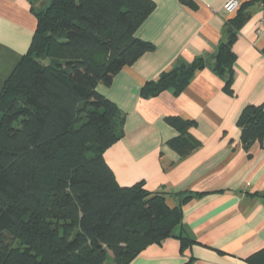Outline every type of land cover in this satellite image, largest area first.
I'll return each instance as SVG.
<instances>
[{"label": "trees", "instance_id": "trees-1", "mask_svg": "<svg viewBox=\"0 0 264 264\" xmlns=\"http://www.w3.org/2000/svg\"><path fill=\"white\" fill-rule=\"evenodd\" d=\"M151 0H44L28 53L0 95V264H129L151 245L194 240L182 206L144 182L122 187L105 151L123 137L121 111L98 92L125 66L154 50L135 36L154 9ZM240 10V9H239ZM234 23V24H233ZM228 23L214 72L232 93V43L240 20ZM208 65L196 58L147 82L143 98L183 92ZM179 132L169 144L182 156L200 146L192 121L169 117ZM238 125L247 147L264 140V106L251 105ZM264 264V248L248 258Z\"/></svg>", "mask_w": 264, "mask_h": 264}, {"label": "crops", "instance_id": "crops-1", "mask_svg": "<svg viewBox=\"0 0 264 264\" xmlns=\"http://www.w3.org/2000/svg\"><path fill=\"white\" fill-rule=\"evenodd\" d=\"M155 6L135 36L154 45L118 72L98 92L121 111L123 137L104 154L122 187L144 182L181 205L183 228L195 242L182 251L178 239L151 245L129 264H251L264 248V140L245 146L238 121L246 107L264 106V33H259L260 0H151ZM44 0H0V95L5 81L32 44L34 10ZM240 20L232 43V93L214 72L228 23ZM234 24V23H233ZM196 58L208 65L186 89L143 98L142 87L164 72ZM192 121L200 146L188 155L169 144L179 135L167 118Z\"/></svg>", "mask_w": 264, "mask_h": 264}, {"label": "built area", "instance_id": "built-area-1", "mask_svg": "<svg viewBox=\"0 0 264 264\" xmlns=\"http://www.w3.org/2000/svg\"><path fill=\"white\" fill-rule=\"evenodd\" d=\"M260 8L262 11V17L260 20V27L258 32L259 33H264V0H260ZM225 10L227 13H229L230 15L235 14L239 11V9L241 8V3L238 0H229L226 4H225Z\"/></svg>", "mask_w": 264, "mask_h": 264}]
</instances>
